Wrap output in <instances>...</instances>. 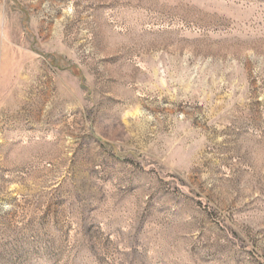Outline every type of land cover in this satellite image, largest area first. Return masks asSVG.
<instances>
[{
    "label": "rangeland",
    "instance_id": "1",
    "mask_svg": "<svg viewBox=\"0 0 264 264\" xmlns=\"http://www.w3.org/2000/svg\"><path fill=\"white\" fill-rule=\"evenodd\" d=\"M0 264H264V0H0Z\"/></svg>",
    "mask_w": 264,
    "mask_h": 264
}]
</instances>
